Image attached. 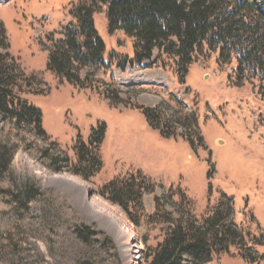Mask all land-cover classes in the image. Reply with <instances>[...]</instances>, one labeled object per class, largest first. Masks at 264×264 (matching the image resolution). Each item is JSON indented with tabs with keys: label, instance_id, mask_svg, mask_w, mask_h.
Wrapping results in <instances>:
<instances>
[{
	"label": "rangeland",
	"instance_id": "374dc122",
	"mask_svg": "<svg viewBox=\"0 0 264 264\" xmlns=\"http://www.w3.org/2000/svg\"><path fill=\"white\" fill-rule=\"evenodd\" d=\"M88 1L0 0L11 52L27 75L38 80L32 91L41 94L27 98L42 111L48 139L22 148L12 164L14 178L33 181L40 196L19 214L3 212L0 203V263L142 264V239L150 230L146 224L137 232L111 204L104 208L116 223L94 216L80 203L81 192L46 180L45 172L73 183L72 173L79 170L87 177L84 185L92 188L88 200L101 186L140 172L155 188L144 196L145 216L180 207L202 221L224 209L226 194L233 199V224L247 245L243 250L252 251L254 264H264V99L258 82L241 80L235 60L220 64L218 55L204 48L184 83L173 60L164 58L152 70L122 72L113 66L98 76L102 83L96 88L78 89L49 70V50L64 38L71 11ZM95 23L108 53L131 55L121 32L109 34L104 10L95 15ZM109 75L113 86L107 84ZM113 90L118 105L106 94ZM139 107L156 109L160 128L167 123L172 136L165 138L152 128ZM102 125L105 136L96 143L95 131ZM52 144L57 152L48 148ZM81 147L90 149V164L96 160V168L81 159ZM41 148L67 159L66 165L52 166ZM85 229L95 234L89 244L76 237L77 230ZM132 231L139 246L128 241ZM157 234L151 231L150 245L156 244ZM239 253L233 247L213 264H251Z\"/></svg>",
	"mask_w": 264,
	"mask_h": 264
},
{
	"label": "trees",
	"instance_id": "16d2710c",
	"mask_svg": "<svg viewBox=\"0 0 264 264\" xmlns=\"http://www.w3.org/2000/svg\"><path fill=\"white\" fill-rule=\"evenodd\" d=\"M102 10L109 34L121 32L130 44L131 55L108 53L95 23V15ZM71 16V23L64 28V38L49 50L48 68L78 89L96 88L102 83L98 76L106 75L113 66L122 72L152 70L164 58L173 60L178 78L184 83L196 56L207 48L218 55L220 64L235 60L241 80L257 81L264 99V0H89L74 8ZM109 79L108 86H113L112 75ZM38 86V80L27 75L12 54L7 30L0 20V130H4L1 125L8 128L0 134V203L7 214L27 211L40 196L33 181H17L11 173L22 148H34L36 139L48 140L43 113L27 98L41 94L32 91ZM106 94L113 105L119 104L116 90ZM138 110L163 137L171 135L167 123L160 128L156 109ZM97 132L96 143L104 138L105 126ZM48 148L57 152L55 144ZM39 150L52 166L66 165L64 157L48 155L49 149ZM79 150L81 159H89V166L96 168V160L90 164V149ZM75 171L73 176L87 180L85 174ZM154 190L140 172L98 189L99 196L119 207L137 232L145 224L150 229L142 239V264H213L219 257L230 255L233 247L239 248L247 262H256L251 250H243L247 245L233 224L232 198L223 194L224 209H217L202 221L180 207L145 216L144 196ZM160 201L155 199L157 206ZM152 230L158 231L155 245L149 244ZM76 237L89 244L95 234L77 230Z\"/></svg>",
	"mask_w": 264,
	"mask_h": 264
},
{
	"label": "bare ground",
	"instance_id": "6f19581e",
	"mask_svg": "<svg viewBox=\"0 0 264 264\" xmlns=\"http://www.w3.org/2000/svg\"><path fill=\"white\" fill-rule=\"evenodd\" d=\"M45 175H47L46 180L48 181V185L65 182V184L67 186H69L71 189H73L74 191L81 192L82 194L78 195L77 197L79 198V201L82 204V206L85 207L89 213H91L94 216L100 217L104 220H109L113 223L114 222L116 223V220L114 219V217L110 216L109 211L106 209V208H109L110 203L105 201L104 199H102L99 196V193H97L96 196H94L91 200H88V195L92 191V188L86 187V185H84V182L79 178V176H76L77 180L73 181V183H72V181L70 179H67V178H64L61 176H50L46 172H45ZM102 202L104 203L103 207L101 206ZM105 206H106V208H104ZM120 234L122 236H126V230L120 228ZM128 241H133L132 244H135V246L133 245L134 247L140 245L137 242L138 237H137L135 231L131 232ZM137 248L139 249V247H137Z\"/></svg>",
	"mask_w": 264,
	"mask_h": 264
},
{
	"label": "water",
	"instance_id": "95a60500",
	"mask_svg": "<svg viewBox=\"0 0 264 264\" xmlns=\"http://www.w3.org/2000/svg\"><path fill=\"white\" fill-rule=\"evenodd\" d=\"M1 264V263H0Z\"/></svg>",
	"mask_w": 264,
	"mask_h": 264
}]
</instances>
